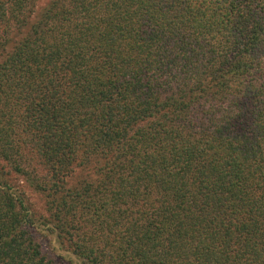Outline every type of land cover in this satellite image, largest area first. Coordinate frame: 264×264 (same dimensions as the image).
I'll return each mask as SVG.
<instances>
[{"label": "trees", "instance_id": "trees-1", "mask_svg": "<svg viewBox=\"0 0 264 264\" xmlns=\"http://www.w3.org/2000/svg\"><path fill=\"white\" fill-rule=\"evenodd\" d=\"M0 264H264V0H0Z\"/></svg>", "mask_w": 264, "mask_h": 264}, {"label": "rangeland", "instance_id": "rangeland-1", "mask_svg": "<svg viewBox=\"0 0 264 264\" xmlns=\"http://www.w3.org/2000/svg\"><path fill=\"white\" fill-rule=\"evenodd\" d=\"M33 196H35V195H33Z\"/></svg>", "mask_w": 264, "mask_h": 264}]
</instances>
